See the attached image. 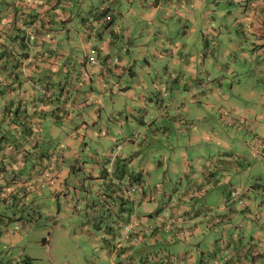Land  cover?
<instances>
[{
  "label": "crops",
  "instance_id": "crops-1",
  "mask_svg": "<svg viewBox=\"0 0 264 264\" xmlns=\"http://www.w3.org/2000/svg\"><path fill=\"white\" fill-rule=\"evenodd\" d=\"M83 1L88 2L90 8L81 21L85 12ZM94 1L0 0V202L12 207L21 202V211L15 214V219L24 222V214L29 216L30 211V217L34 219L40 215L36 210L37 203L31 207L26 198L32 193L46 194L48 187L59 188L61 196L67 200L64 211L75 233L82 236L78 247L90 244L97 252L92 254V264H264L262 213L251 214L243 190L237 191V198L233 200L237 203L231 202L228 196L236 187L227 182V167L236 172L245 163L238 154L226 151L229 147H225L222 156L211 157L209 165L205 163L203 168L198 166V161L186 163L177 158L172 161L171 157H161L164 161L154 169H162L165 185H160L157 179L154 184L143 178V172L150 173L153 163L148 161L146 165L135 166L138 159L134 150L117 153L111 164L95 155L89 165L80 161V149L73 144L71 148L64 146L59 154L50 152L52 144L70 143L63 140L59 132L54 135L52 126L73 122L89 130L88 124L97 121L101 108L111 110L110 103L116 102L114 96L124 95L130 89L128 84L120 82L125 72L132 74L130 77L137 84V88L131 89L134 102L127 105L129 113H133L143 126L147 117L151 118L148 130L153 134L144 133L145 137L140 134L138 143L140 146L153 144L159 149L160 156L166 151L160 142L162 135H189L198 129L194 121L203 117L198 114L199 108L204 114L207 109L222 103L221 109L226 112L220 121L224 124H237L230 120L235 114L236 120L239 116L248 118L252 122L250 128H258L261 120L257 116H264L263 109L240 105L234 97L239 95V90L223 91L222 82L218 88L210 86L214 82L203 85V79L197 77V73L206 70L205 64L198 61L201 57L203 62L206 60L204 53L209 47L206 39L210 32L225 33L229 41L234 34V41L229 43L248 60H251L250 48L261 52L264 0H98L99 3L93 5ZM194 4L202 6V10L193 7ZM222 6L225 10L218 12ZM102 8L112 19L98 15ZM76 15L79 16L78 25L75 24ZM153 15L161 16L158 25L151 26L147 21ZM63 19L66 20L62 23ZM127 19H130L128 23ZM28 27L35 33L34 40L26 35ZM195 31L201 33L200 44L195 36L191 37ZM151 33L157 38L151 42L153 58L160 65H173L171 70H165L169 71L165 90L161 89V80L154 83L152 78L149 85L132 68L136 58L134 49L148 47V34ZM217 40V46L221 48L222 40L219 37ZM201 46L204 48L202 53ZM92 53L96 63L87 59ZM114 57H117L116 61ZM211 57H216L214 52ZM144 60L151 65L147 57ZM261 62L253 61L252 81L244 82L246 99L253 95L255 86L262 87L253 81V77L255 79L263 72L259 71ZM179 64L183 65L181 71L177 67ZM219 65L222 67L221 63ZM82 70L91 74L83 85L77 86L76 76ZM259 103L263 104L262 100ZM108 112L106 119L119 122L121 115L118 118ZM113 112L121 113L120 108ZM204 124L213 132L215 127L210 122ZM67 125L80 142L77 126ZM258 130L262 134L253 138L252 152L263 157L264 130ZM124 136L126 140L135 139H130L127 134ZM155 142L161 145L155 146ZM84 144L88 146L85 141ZM202 159L207 161V158ZM214 160L221 164L213 165ZM176 171L179 173L171 181ZM257 178L260 176H256L249 187L264 196V183H256ZM139 181L144 184V193L128 192L129 185ZM182 187H186L185 197L179 199ZM96 188L102 198L98 203L93 198ZM153 189L154 199L149 196ZM72 192L75 195L69 200ZM57 193L56 189L55 195ZM210 193H217V201L203 202ZM91 196L92 200H89ZM57 200L59 213L63 205L60 197ZM44 201V211L54 208H50L53 203L49 205L46 199ZM129 219L137 225L130 238L122 241V224ZM62 227V231H66L67 227ZM208 232L210 235H206ZM176 241L187 242L185 246L173 245ZM82 250L86 251L85 248Z\"/></svg>",
  "mask_w": 264,
  "mask_h": 264
},
{
  "label": "rangeland",
  "instance_id": "rangeland-1",
  "mask_svg": "<svg viewBox=\"0 0 264 264\" xmlns=\"http://www.w3.org/2000/svg\"><path fill=\"white\" fill-rule=\"evenodd\" d=\"M83 3L85 7V12H83V15H85L90 7L87 6L88 2H86L85 4V1H83ZM94 3L97 4L99 2L98 0H95L93 2V5ZM208 5L210 6L211 4L208 2ZM192 6L195 8L199 7V9L202 10V6L200 5L196 7V4H194ZM224 8L225 6L220 7L218 12H221ZM221 14H223V12ZM198 15L199 12H197V16ZM218 16L219 14L217 13V17ZM75 18V24L78 25L79 16L77 17L76 15ZM160 20L161 16L154 15L153 18L147 19V21L150 22L151 26L158 25L160 23ZM129 21L130 19H127L126 22L128 23ZM129 25H131V23ZM65 36L66 35H64V37ZM137 36L138 35L136 34L135 37L139 39V37ZM193 36H195L196 42L200 44L199 40L201 33L199 31H195L191 35V37ZM217 37L222 40L221 48L220 46H217ZM232 37V41H234L235 35L233 34ZM66 39L67 37L65 38V40ZM148 40V47L145 46L143 48L138 47L134 49L136 58L135 64L132 65V68L134 69V71H136V75H138L139 78H145L148 81L149 85H151L152 83V78L154 79V83H158L161 80L163 85H160L161 89L165 90V79L169 74V71L165 70H171L173 65H160V62L156 61V59L153 58L151 46V42L156 41L157 38L153 33H151L148 34ZM162 40L165 41V39ZM206 40L207 42H209V47L204 53V55H206V60L203 62V59L201 57L198 61L199 63L205 64L204 67L206 68V70H200L197 73V77L203 79V85H209L214 82L215 84L210 86L218 88L220 86V82H222L220 87L223 91L234 92L239 90V95L234 97L238 98L240 105H244L246 108L250 107L252 109L264 110V44L261 47V52L250 48L249 59L251 60H248L240 50L233 49V46L229 43L232 41L226 39L225 33L220 34L210 32L208 33ZM158 49H160L161 51H165L163 47H158ZM203 49V46H201L200 53H202ZM213 52L215 53L216 57L212 58L211 54ZM124 54L125 53H122V55ZM247 54H249V49L247 51ZM88 56L95 55L94 53H92L88 54ZM88 56L87 59L90 62ZM144 57L148 58V60L151 62V65L147 64V62L144 60ZM255 60L262 61L259 71L263 70V72H259V75L257 74L255 79L253 77V81L255 84H261L262 87L255 86L253 95L250 98L246 99L247 96L245 94L246 89L244 87V82L252 81L250 75L252 72V65L254 66L253 61ZM219 63L222 64V67L219 65ZM177 67L179 71L183 69L182 64L177 65ZM88 74L86 70H82L80 75L76 76V85H83V81L88 79L91 73L88 72ZM261 77H263V81H261ZM134 81L135 80L129 76L128 72H125L123 78L120 79V82L122 83V85L128 84L130 86V89L124 95L116 94L114 96L116 102L110 103L109 109L111 110L108 111H111V115L114 114L118 118L121 115V117L119 118V122L106 119L107 115H109V112L102 108V112L98 114L97 121H93L88 124L90 127L89 130L86 129V126H77L73 122H59L57 126H52L51 131L54 133V135L55 133L59 132L64 138L62 139L70 143L52 144L53 147L50 149V152H62L64 146L66 147L67 145V147H70V145L72 146L73 144L77 149H80L78 151L80 161L87 162V165H89V163H91L90 159L95 155H97V157L100 158L101 161H104V159H106V162L111 164L117 153L118 155H120L121 153L126 154L134 150V154L138 159L137 163H135V166L138 165L137 167H139V165H146L148 161L153 163V166L150 169V173L143 172V178L147 181H150V183H154V179H157L160 185H165V183H163V173L161 174L162 169L159 168L158 171H155L156 169H154V166H159L158 163L160 161H164L161 159V157L165 159L171 157L172 161L174 160V158H177L180 161L186 163H190L191 160L193 162L198 161V166L203 168V165L205 163L209 165V160L211 157L215 159V157H218L219 155L222 156L221 154L224 151L225 147H229L226 151L231 152L235 155L238 154L241 160H243L242 163H244V161L245 163L242 164L240 168L241 170L236 172H234L231 167H227V170L229 171V175L226 178L227 182H231L234 187H236V190L238 192L243 190V193L247 197L246 201L248 204H250L251 214H253L254 212H260L262 213V219H264V196L261 193L259 194L257 191H255L256 189L254 187H249L250 183L252 181H255V177L258 175L260 176V178H257L258 180H256V183H264V156L261 157L259 156V153L253 154L252 152V146H255V143H253L254 141L252 142L253 138L256 135L259 136L262 134V132L258 129L262 128L264 130V116L258 115L257 119L261 120V124L258 128L256 127L255 129H251L250 124L252 122H250L248 118L239 116L238 120H236L234 118L235 114H232L230 118L231 121H237V124L235 125H226L223 123V121H220V117H225L223 112H226L225 109H221L222 103H218L216 108L214 109H207L204 114L203 111H201V109L199 108L198 114L201 116L203 115V117H199V120H193L194 125L198 126V129L192 132L194 133V135H192V133L189 135L177 134V136H173L172 134L162 135L160 142L163 144V148L166 151H163L162 155L160 156L158 155L159 149L154 148L153 144L140 146L138 143L139 141H141L142 134L144 135V133H147V135H150L153 134V132L151 130H148V128L150 127L151 119L149 116L145 121V126H143L139 123L135 116H133V113H129L128 111L127 105H130L131 102H134L133 92L131 91V89L134 90L135 88H137V84ZM38 88L42 91L39 85ZM117 88L118 86H116V89ZM181 90L183 91V89ZM261 100L263 104L259 103V101ZM186 104L189 105L188 102H186ZM117 108H120V112L122 114H116L113 112V110H117ZM237 114L240 115V112ZM204 115H206V120H204ZM248 116L249 115L247 114V117ZM253 118L254 114H252L251 116V119ZM239 119L244 121V123H239ZM86 121L88 122V119H86ZM206 121L210 122L215 127L213 129V132H210V130L206 129L204 124V122ZM213 121L216 123V125L213 123ZM67 124H72V127L77 126L79 139H81L80 142L75 139V135H72L71 129L69 128L70 125ZM78 124H80V121L78 122ZM120 124L123 126L122 128L118 126ZM156 125L159 126L160 124L156 123ZM161 129L163 128L161 127ZM92 134L94 136H100L96 139H93ZM126 134L128 135V137H132L133 139H135L131 141L126 140V137L124 136ZM89 135L91 136L90 139L88 138ZM209 135H211L210 138ZM84 141L88 144V146L84 144ZM115 143L118 144L115 145ZM154 144L155 146L161 145L158 142H155ZM219 149L220 152H217ZM210 153L214 155L208 156ZM202 158H207V161H204ZM212 163L215 166H219L221 164V162L217 160H214ZM136 171L140 172L139 169H136ZM173 171H175V169ZM178 173L177 171L174 172L171 181H174L176 179V175H178ZM105 179L106 178H104V180ZM95 181L97 183V180ZM45 183L46 182H44L43 185H45ZM54 189H50L48 187L46 194L32 193L30 195V198H26L28 199L27 202L31 207H34L35 203H37L38 207L36 210L40 211V215L35 216L34 219L33 217H30V211L29 216L24 214V216L27 218V220L26 218L23 219L24 222H18V220L15 219V217L17 216L15 214L21 211V207H19L22 205L21 202L17 203L15 207L4 205L3 202H0V264H92L90 260L93 259L92 254L97 253L96 250H93L90 244H88L87 246H85V244L83 246V248H85L88 252H84L81 246L78 247V244H81L82 236L81 234L79 235L75 233V229L71 223V220L64 211L65 202L67 201L66 198L61 196L62 192L59 188H56L58 193L55 195L56 189ZM74 195L75 194L72 192L70 194L69 200H72ZM155 195L156 193L153 189V192L149 194V196L154 199ZM41 197L46 198L42 199ZM59 197L60 202L63 206H61L62 209L60 210V212L57 213V198ZM93 198H95V202L97 203L102 201L101 193L98 192L97 188L95 189ZM229 198L232 199L231 202L237 203L233 201L235 200V198ZM45 199L47 201V204H54L50 207H54L52 208V210H43L44 206L42 205V203H45ZM89 200H92V196L89 198ZM216 201L217 193H210L205 197V200H203V202L208 203H214ZM17 206L19 207L18 209H16ZM68 212H70V210ZM62 225L67 227L66 231H62ZM210 233L211 232H208L206 235H210ZM44 239H47V241L44 242ZM120 239H122V237H120ZM124 240L125 239H122V241ZM186 242L176 241L173 245L177 246L178 244H180L181 246H185ZM72 243L74 245H72ZM142 247L144 248L145 246ZM93 263L97 264L96 262Z\"/></svg>",
  "mask_w": 264,
  "mask_h": 264
},
{
  "label": "built area",
  "instance_id": "built-area-1",
  "mask_svg": "<svg viewBox=\"0 0 264 264\" xmlns=\"http://www.w3.org/2000/svg\"><path fill=\"white\" fill-rule=\"evenodd\" d=\"M26 35L27 37L30 39V40H34L35 38V33L33 30H30V27H28L26 29ZM90 62H93V63H96L97 60L95 59V56H88ZM113 60H117V57H114ZM109 64H110V61H109ZM24 67V66H23ZM22 67V68H23ZM88 74V72H87ZM89 75V74H88ZM42 91H45V89H43V87L39 86ZM112 161V160H111ZM130 191L131 194L133 193H139L140 189L139 187H137L136 185H129V188H128ZM241 201V199H240ZM166 213H169V209H166ZM136 222L133 220V219H129L128 221H126L125 223L122 224V230H121V237L122 239H129L132 232H134L135 228H136Z\"/></svg>",
  "mask_w": 264,
  "mask_h": 264
},
{
  "label": "trees",
  "instance_id": "trees-1",
  "mask_svg": "<svg viewBox=\"0 0 264 264\" xmlns=\"http://www.w3.org/2000/svg\"><path fill=\"white\" fill-rule=\"evenodd\" d=\"M100 11H98V15H104V17H105V19H107V20H110V18H111V15L110 14H106L105 15V11L106 10H103V8L102 9H99ZM80 19H81V21L82 20H84L85 18H84V15L82 14V16L80 17ZM112 19V18H111ZM66 19H63V20H61V22L63 23L64 21H65ZM106 62H107V64L109 65V58H107L106 59ZM129 74V73H128ZM129 76H132V74H129ZM43 89H45V88H43ZM134 137V136H133ZM130 138V137H129ZM130 139H132V137L130 138ZM223 164V163H222ZM131 184H133V185H136L137 187H139V189H140V191H139V194H142V193H144V184H143V182H141V181H139V182H133V183H131ZM130 184V185H131ZM254 183H252V185H253ZM186 187H182L181 189H180V192H181V195H180V197H179V199L181 198V197H185V191H186V189H185ZM183 189H185V190H183ZM191 190V189H190ZM130 190L128 189V192H129ZM183 192V193H182ZM188 193V192H187ZM237 195H238V192H237V190H235V188H233V189H231L230 190V193H229V197H233V198H237ZM239 202H242V200L240 201L239 200Z\"/></svg>",
  "mask_w": 264,
  "mask_h": 264
}]
</instances>
